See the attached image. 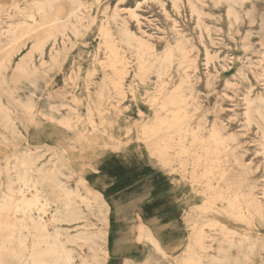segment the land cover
I'll return each instance as SVG.
<instances>
[{"label": "rangeland", "instance_id": "obj_1", "mask_svg": "<svg viewBox=\"0 0 264 264\" xmlns=\"http://www.w3.org/2000/svg\"><path fill=\"white\" fill-rule=\"evenodd\" d=\"M34 1L0 0V64H6L0 74V101L11 107L17 127L13 129L11 124L12 129H6L0 119V229L7 222L2 209L8 201L4 191L9 172L5 167L15 155L30 149L36 165H45L42 169L46 173H51L49 169L56 164L64 172L60 178L67 187L78 185L81 194L96 199L89 208L76 194L69 196V190L60 189L53 179L44 180L41 187L45 190L41 193L49 199L46 202L43 197L41 203L46 204L51 228L69 227L70 233H76L85 226L90 232L102 234L103 238L96 240L108 249V254L100 252L96 256L103 264H190L193 259L200 260L198 264H209L210 254H217L224 226L235 239L252 241L258 233L264 238V224L251 216L239 221L217 212L216 207L222 205L217 197L222 187L217 184L223 156L217 140L209 139L215 122L221 121L227 124V131L237 135L239 154L244 164L249 163L243 167L233 162L234 169L240 171L233 173V178L244 176L246 180L235 191L234 202L240 205L243 193L249 189L247 183L261 185L264 178V104L254 102L258 94L264 93V0H246L237 5L238 21L228 15L231 2L227 0H82V7H78V0H54L44 18L35 10ZM192 3L200 14L192 9ZM131 10L137 17L131 15ZM73 11L77 14L70 15ZM30 12L33 18L28 17ZM65 21L69 25L62 32L60 24ZM52 29L53 37L47 34ZM8 31L15 34L13 40H9ZM128 32L134 34L131 40ZM141 38L154 46L144 47ZM40 40L45 41L42 57L34 48ZM31 51L33 69L21 73L17 63ZM143 64L149 66L147 70L142 69ZM182 80L185 86L180 95H175L181 101L169 103L168 98ZM248 101L254 103L246 120ZM157 118H167L169 123L164 121L159 126ZM179 134L185 137L176 138ZM164 135L168 137L161 141L172 149L161 158L156 150ZM174 143L178 147H172ZM180 147L188 148L189 156L178 153ZM111 155L123 156L128 166L136 165L138 158L145 159L150 167L140 180L153 186L159 184V172L168 177L174 208L163 214L171 215L168 225L180 228L179 242L168 243L170 234L161 233L167 245L163 246L156 237L161 229L157 221L165 222V217L159 218L158 208L147 225L162 249L147 236L138 238V227L145 218L142 215L140 221L137 202L127 203V195L105 192L111 190L115 180L105 177L102 168ZM215 162L217 166L208 168ZM28 190L34 198L37 190ZM208 196L212 197L208 204L213 201L215 208H206L203 197ZM57 207L61 212L56 213L59 219L53 225L51 216ZM188 210L194 217L185 218ZM70 211L75 217L79 215L77 220L69 215ZM198 230L209 237L214 235L210 254L195 248ZM82 248L75 247L77 262L81 256H91L88 245ZM237 251L239 264H264V250L251 248L238 252L240 255Z\"/></svg>", "mask_w": 264, "mask_h": 264}, {"label": "bare ground", "instance_id": "obj_2", "mask_svg": "<svg viewBox=\"0 0 264 264\" xmlns=\"http://www.w3.org/2000/svg\"><path fill=\"white\" fill-rule=\"evenodd\" d=\"M189 1L191 2V0H189ZM227 1L231 2V5L229 6V9L227 8L228 9V15L229 16H233L234 19L238 21L240 19V14H239V11H238V9L236 7H237V5L244 4V2L246 0H227ZM53 2H54V0H35L34 1L35 10L38 11L41 14L42 18H44V14H46V12L48 10H50V9L53 8V6H54L53 5ZM77 3H78V7H82L84 5V2L82 0H78ZM191 7L197 13L200 14V11L195 6V4L192 3L191 4ZM130 13H131L132 16L137 17V13H136L135 10H131ZM76 14H77V12L76 11L75 12L73 11L70 15H76ZM178 14H180V13H178ZM28 17L33 18V13L32 12L28 13ZM20 24H23V22L20 23ZM41 24H42V22L40 23V25ZM68 25H69L68 24V21H65V22L61 23L59 30L62 31V32H64L66 30V28L68 27ZM41 26H44V25H41ZM54 30L55 29L48 30L47 31V34L49 36L52 35L54 33ZM205 30H206V28H205ZM101 31H102V29H101ZM7 33H8L7 36L9 38V40H13L15 34H11L10 31H8ZM127 35H128V39L129 40H131L132 38H134V34H132L130 32H128ZM51 37H53V35ZM146 41H145V39L143 40L141 38L140 43H142L144 45V47H147L149 49L154 46V45L153 46H150V43H148ZM44 42L45 41H43V42L41 41V42L37 43L36 47H34V48H36V49H38L40 51L41 57L43 55ZM65 44H66V42H65ZM54 45H55V43H54ZM176 45H177V43H176ZM109 50H110V48H109ZM171 50H172V48H171ZM182 50L184 52L185 49L183 48ZM110 51L113 52L112 49ZM207 51H209V50H207ZM15 53H16V51H15ZM116 55H117V53H116ZM184 55H186V54H183V56ZM205 56H207V55H205ZM33 57L34 56H33L32 51L29 52L26 56H24L23 58H21V60L17 63V69L21 73H28L30 70H32L33 69L32 66H33V62H34L33 61ZM170 58H172V57H170ZM184 58H185V56H184ZM185 59H187V58H185ZM185 59H183V60H185ZM169 60H171V59H169ZM7 61L9 62L10 59L7 60ZM3 62L4 61H2V64H0V74L3 72V70H4L5 66H6V64L3 63ZM168 62H171V61H168ZM144 64L142 66V69L147 70V68L149 66L144 65ZM162 67H166V66H162ZM34 68L36 69V67H34ZM2 76H4V75H2ZM184 86H185V84H184V81L182 80L181 83L179 84V86L176 87V89L174 88L175 89V94L174 95H171L170 97L167 96V97H169L168 98L169 103H177V102H180L181 101V100H178L177 101V97L175 95L176 94L177 95H180L181 89ZM244 98H245V96H244ZM255 101H258L259 103L264 104V93L258 94L257 97L255 98L254 102ZM182 102H184V98H182ZM254 102L253 101H248L247 102L248 103L247 110H246V112H244L246 114V120H249L250 119V109H251L250 106H252V104ZM164 105H165V103H164ZM31 108H33V107H31ZM178 110H179V108H178ZM259 113L261 114L260 111H259ZM261 115L264 116L263 114H261ZM45 116H46V114H45ZM236 116H237V114H236ZM158 117H160V116H158ZM0 119H1L2 122H4L3 123V127L4 128L9 129L11 127V124L13 125L12 126L13 129H16L17 128L16 125L14 124V122H13L14 119H13L12 114H11V107L8 106V105L3 104L1 101H0ZM166 119L167 118H157V120H159L158 121L159 126H161V125L163 126L162 123L164 121H167ZM61 121L62 120L60 119V122ZM64 121H65V119L63 120V122ZM177 122H179V120ZM177 122H175V123H177ZM180 122H182V121H180ZM68 123H70V121ZM172 123H173V121H172ZM172 123L170 125H173ZM70 125H71V123H70ZM12 127H11V129H12ZM153 127L155 128V126H153ZM170 127H172V126H170ZM175 128H172V129H175ZM227 128H228L227 127V124L224 123L223 121H221L220 124H218V123L215 122L214 126L211 128L210 137H209V139L217 140L216 141L217 142L216 145L221 146V151H222V156H223L222 157L223 158V160H222L223 161L222 162L223 164H222V166H220V169H221V174L220 175H221V177H220V181H218L219 183L217 184L218 186L222 187L221 190L219 191L220 193H217L218 194L217 197L222 201V205L220 207H216V210H217L218 213L220 212L221 214H223L226 217H228L229 215H232L235 218H238L239 221H240V219H243L244 220V219L249 218L248 216H251L252 219H255L256 221L258 220L260 223H263L264 224V178H263V182L261 183V185H259L256 182L247 183V185H248L247 188H249V189L246 192L243 193V203L241 202L240 205H236L235 202H234L235 201L234 199L237 196L235 194V191H236L237 186L241 185V182L243 180H244V183H245L246 180L244 179V176H243V179H239V180L233 178V173H235V172L238 171L237 169H234L233 162L235 163V165H240V166H243V167L249 165V163L248 164H244V162L242 160V155L239 154V150L241 148L240 142L238 144L236 143L237 135L234 134V133H231V132L227 131ZM144 129H146V128H144ZM12 133H15V132L12 131ZM170 134L169 135L171 137L172 136V133H170ZM167 137H168V135L167 136L164 135V136H161L159 139L161 141V140H165V138H167ZM184 137H185V135H184ZM184 137L182 136V134H181V136L179 134V136L176 137V138L182 139ZM171 138H173V137H171ZM195 138H196V135L194 136V139ZM178 139H176V141ZM161 142H159V143L157 142V143L158 144H161ZM163 142H162V145L159 146L160 148H157L158 150H156V151L159 152V153L158 152H156V153H158L159 155L161 154L160 155L161 158H162V156L165 153H167V155L170 154V152L168 153V151H169V149L170 150L172 149L171 147L169 148V147H167L165 145V144H167L166 141L164 142V144H163ZM179 142H180V140H179ZM260 143H261V141H260ZM169 144H168V146L171 145V144L170 145ZM176 146H177V143L174 146L172 145V147H176ZM155 149L156 148H154V150ZM175 149H177V148H175ZM186 149H188V148H186V147H180L179 150L178 149L177 150H178V153H183L184 154V153H187V151H188ZM261 150H262V153L264 154V136H263ZM29 151H30V149L22 152L20 155H15V158L12 161H8L7 162V165L5 167L6 170L9 172L8 183H7V186H6V190L4 191V194L8 197V201H6L4 203L2 209H3L4 215L7 217V222H6V225L3 226L0 229V264H103V261H101L96 256L100 252L102 254H108V249L105 246H103V244L101 242H99V241L96 240V237H99L100 239H102L103 238L102 234L99 233V235H98L97 233L90 232L87 228H84L85 226L84 227L83 226H80V227H83V229L77 230V232L75 231L76 233H70L69 232V229H70L69 227L63 228V227H59V226L56 225L53 228H51L50 223L46 219L47 218V212H46L47 211V207H46V204H44L43 202L41 203V201H42L41 198L44 197V194L41 193L42 190H44V188L41 189V187L44 184V180H46V179H53V181L56 182V185L60 189L65 190V192L67 190H69L67 192L68 195L70 194L69 196H71V194H76V196H78V198L80 199V201L82 200L83 202H85L86 203V206L89 207V208H92L94 206V204L96 203V199L94 197L92 198V197H89V196H86V195L81 194V190L78 187V185L76 187L72 188V189H70L69 187H67L66 186V183L64 181H62L61 178H60V175L64 174V172L58 170L56 164H54V165L51 164L52 167L49 169L51 171V173H46L42 169V167L45 166V165H43L42 167H41V165L40 166H37L36 165V159L33 158L32 153H29ZM187 155L189 156L188 153H187ZM204 160H205V158H204ZM217 165H218L217 162H215V163H212L210 166H208V168H213V167H215ZM47 168H49V167H47ZM238 172L240 173V171H238ZM67 176H69V175H67ZM192 177H194V176H192ZM239 178H240V176H239ZM29 187H33V188H35V190H37V193L34 195V198H31L29 196V193H28ZM211 187H213V186H211ZM44 198H45V201L46 202L49 200L46 197H44ZM203 198H204V201H206L204 203L208 204L209 199H211L212 197H209L208 196L207 199L205 197H203ZM70 201H71V199H70ZM70 201L67 202V204H66L67 206L70 205ZM52 203H56V201H52ZM75 208L76 207H74L72 209L74 210ZM206 208H215L213 201H211V203L208 204L206 206ZM73 210H72V212H74ZM79 210H77V212ZM201 210H203V209H201ZM204 210H206V209H204ZM60 212H59V209L57 207L56 208V212H54L53 215L51 216L53 218V221H54V224L53 225H55L56 224V221L59 219L58 218L59 216L56 213H60ZM66 212H67V210H66ZM72 212L69 215H72ZM74 213H76V212H74ZM83 214L84 213H80L81 216ZM63 215H65V218H68L67 217L68 215H66V214H63ZM61 217H62V215H61ZM61 217H60V219H61ZM74 217H75V215L73 216V218ZM78 217H79V215H77L75 217L76 220H77ZM186 217H187V219L189 217H194L193 216V212L190 211V210H188L186 212V214H185V218ZM79 219H81V218H79ZM226 223H227V221H226ZM253 223H254V221H253ZM254 226H256V225H254ZM227 228H229V227L228 226H224L223 229H222V236L218 239V246H217V254L216 255H211L210 252H209L211 248L213 249L212 242H214L213 241L214 238H215V237H213L214 235L209 237L204 232L199 231L200 228L198 230L199 232L197 231V233L195 234L196 236L194 238V240H195L194 246H195L196 249H199L201 251L209 252V254H210L209 264H225L227 262H229V263H232L233 262L232 264H236V263L239 264L238 263L239 260H240L239 258H241V257L238 258V262H237V258H236V255H235V250L237 251V249L240 250V252L237 251V254H238V252L241 253V251H243V250L246 251V250L251 249V248L264 250V240H263L264 238H262V236L259 233L256 234L255 238L252 241L251 240L246 241L243 238L235 239V238H232L231 236H229L230 235V233H229L230 230L228 231ZM139 229H140V233H139V237L138 238H141L142 239L144 236H147V238H149L151 241H153V243L157 246L156 248L162 249L161 247H159V244L156 241V239H155L154 235L152 234V232L149 233L148 230H147V228L144 225H140L139 226ZM250 229H252V228H250ZM149 231H151V230H149ZM64 236L66 237L65 239L63 238ZM207 238H208V240H206ZM67 243H70L71 245L68 246ZM72 244L75 245V246H73ZM84 245H88L89 246L90 251H91V256H85L84 255L85 257H83V258L81 256L80 261L77 262L76 261V255H75V247L82 248ZM246 252L245 253L242 252V253L245 254V257H248L249 258L250 256H248L246 254ZM251 252H252V250H251ZM238 255H240V254H238ZM251 256H252V254H251ZM201 257L202 256L200 255V258ZM207 258L208 257H206V259ZM247 259H245V261H248ZM242 260H244L243 257H242ZM195 261L196 260L193 259L190 262V264L195 263ZM199 261H196L195 264L200 263ZM248 264H249V262H248Z\"/></svg>", "mask_w": 264, "mask_h": 264}, {"label": "crops", "instance_id": "obj_3", "mask_svg": "<svg viewBox=\"0 0 264 264\" xmlns=\"http://www.w3.org/2000/svg\"><path fill=\"white\" fill-rule=\"evenodd\" d=\"M146 167H150V165H147L145 163V159L138 158L136 160V165L131 164L128 166L125 165V160L123 156H108L104 160V165L102 166L103 173H105V177H111L115 180L111 183V190L105 192L107 195H109L110 192L111 194L114 193L115 195H120L121 197L127 195V199H125V202L127 203H132L136 201L138 204L136 206V209L139 210L138 216L141 219L140 221L143 220L142 215L145 218L144 222H140V224L142 223L141 225H144L149 233H151V231H149L150 228L147 225V220L155 218V213L153 214V212L156 208H158L159 218L165 217V222L157 221L158 224L161 225V229L159 231V235L156 237L161 241L163 246L167 245H165V243L162 241L161 233L170 234V236H168V243L179 242L181 238L180 228L178 227V225H168L171 215L163 214L168 213L169 210H173L174 208L172 207L174 206L172 204L173 192H171V190L169 189L168 177H166L164 173L159 172V176L161 179L159 181V184H154V186L152 185V183L148 184L145 180L141 181L140 179L141 177H143ZM128 168L136 169L135 171L133 169V171L127 172V170H129ZM149 178L152 177L150 176ZM123 180L124 182H122ZM144 183L147 185L145 186ZM152 220L154 221L155 219ZM170 226H172V229H169ZM173 230L175 231V233L173 232Z\"/></svg>", "mask_w": 264, "mask_h": 264}]
</instances>
